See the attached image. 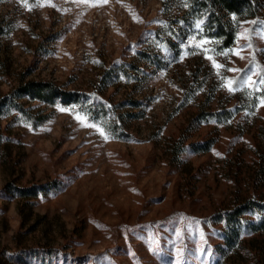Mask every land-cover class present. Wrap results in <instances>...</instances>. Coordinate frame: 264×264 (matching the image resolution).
Wrapping results in <instances>:
<instances>
[{"label": "rangeland", "instance_id": "rangeland-1", "mask_svg": "<svg viewBox=\"0 0 264 264\" xmlns=\"http://www.w3.org/2000/svg\"><path fill=\"white\" fill-rule=\"evenodd\" d=\"M254 1L225 12V47L193 0H0V98L28 80L87 95L0 113V264H264ZM248 198L230 246L221 216Z\"/></svg>", "mask_w": 264, "mask_h": 264}, {"label": "trees", "instance_id": "trees-1", "mask_svg": "<svg viewBox=\"0 0 264 264\" xmlns=\"http://www.w3.org/2000/svg\"><path fill=\"white\" fill-rule=\"evenodd\" d=\"M194 4L200 10L208 13V20L213 25L216 33L222 37L223 46L228 47L233 44L235 37V26L231 21L225 18L226 13L234 15H254L256 13V4L254 0H193ZM107 79V78H106ZM107 82H109L107 80ZM106 82V84H107ZM109 84V83H108ZM107 84V85H108ZM264 93V88H263ZM83 95L87 96L83 91L77 89L68 90L59 86L53 81L44 80H28L22 82L19 86L13 89L10 93L0 98V113L8 109H16L25 111L21 98L24 96L31 99H37L44 102L53 103L57 99L64 102L79 101ZM97 103V104H96ZM99 109L106 110L103 101L99 98H93L90 105V113H97ZM35 193V192H34ZM256 205L255 199L248 198L245 201L236 204L232 209L227 210L222 214L223 219L227 225L226 242L228 245H234L240 234V227L238 221L243 214L253 211ZM262 215V222L255 225L256 230L264 229V214Z\"/></svg>", "mask_w": 264, "mask_h": 264}, {"label": "snow or ice", "instance_id": "snow-or-ice-1", "mask_svg": "<svg viewBox=\"0 0 264 264\" xmlns=\"http://www.w3.org/2000/svg\"><path fill=\"white\" fill-rule=\"evenodd\" d=\"M24 2L26 3V0H24ZM105 2H106V0H105ZM217 67H220V66L217 65ZM251 80H252L251 76H248L247 80L244 81V82H245V83H248V82L251 81ZM229 83H232V82L230 81ZM252 83L254 84L255 82L252 81ZM260 83H261V84H264V79H261ZM229 90L231 91L232 89H229ZM262 103H264V101H262Z\"/></svg>", "mask_w": 264, "mask_h": 264}]
</instances>
